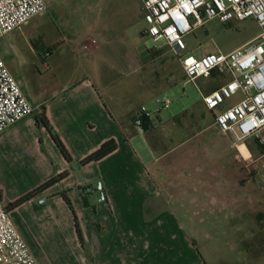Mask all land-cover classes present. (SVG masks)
<instances>
[{
  "label": "crops",
  "instance_id": "obj_1",
  "mask_svg": "<svg viewBox=\"0 0 264 264\" xmlns=\"http://www.w3.org/2000/svg\"><path fill=\"white\" fill-rule=\"evenodd\" d=\"M23 27L0 39V55L17 80L16 67L29 62L44 60L43 68L50 71L55 63L48 59L57 51L51 48L45 52L47 59L42 58L34 41L17 33ZM82 51H67L68 57L82 53L83 63L57 65L59 78L43 95L34 99L26 95L34 114L0 133V200L10 215L19 211L12 206L18 197L67 172L60 182L24 203L35 202L52 213L71 211L62 194L74 200L82 242L69 220L64 237L74 252L62 264H226L227 259L241 264L242 247L259 237L264 220L260 173L246 166L245 158L254 155L246 143L234 147L202 102L203 94L230 77L212 74L207 78L210 87L198 85L201 99L188 108L191 119L185 126L178 115L156 113L144 130L134 120L146 107L142 103L146 97L130 98L117 87H104L98 56L90 47ZM227 102L225 107L236 103ZM41 112L65 145L70 162L50 132L36 125ZM188 129L190 133L181 137ZM111 139L117 144L114 152L82 164ZM2 170L33 182L13 195L3 183ZM87 188L93 191L84 195ZM42 198L45 203L39 205ZM187 222L189 230H205L206 258L196 247L197 232L186 231ZM229 246L231 256L226 255Z\"/></svg>",
  "mask_w": 264,
  "mask_h": 264
},
{
  "label": "rangeland",
  "instance_id": "obj_2",
  "mask_svg": "<svg viewBox=\"0 0 264 264\" xmlns=\"http://www.w3.org/2000/svg\"><path fill=\"white\" fill-rule=\"evenodd\" d=\"M45 1L46 12L34 17L21 31H17L34 41L32 43L38 47L44 59H47L45 52H49L51 48L57 49L47 62L55 63L50 71L43 68L44 60L16 67L18 81L29 98L34 99L41 93L43 95L47 85L59 78L57 65L83 63L80 62L82 53L80 56L73 53L68 57V50L86 51L85 47L88 46L99 58L104 87H117L118 93H125L130 98L145 96L142 103L153 114L162 113L163 117L178 115L184 126L190 121L191 112L188 108L201 99L198 85H206L208 88L212 81L203 78L196 83L189 82L180 60L166 47L165 42L155 43L146 36L147 24L143 20L141 0ZM87 1L91 4H84ZM259 33L260 27L254 18L233 20L229 24L214 19L185 37V53L196 57L210 52L230 53L253 41ZM240 98L239 94L228 101L227 105ZM164 103H168V107ZM189 133L188 129L182 131L180 136L185 137ZM151 139L153 141L154 136ZM246 145L254 154L245 158L246 166L250 172L260 173L264 196V148L257 145L254 139L247 140ZM1 175L7 191L13 195L33 182L32 178H19L8 170H2ZM22 197L23 195L14 202ZM71 203L77 216V205L74 200ZM18 208L19 211L11 217L33 253L35 264H62L65 256L74 252L67 245L68 237H64L66 223L69 220L75 223L72 211L55 209L52 213H47L44 207L37 206L35 202L23 203ZM261 223L259 237L253 239V244L247 241L242 247L245 251L241 264H264V220ZM185 224L188 228V222ZM186 231L192 235V232H197L194 235L196 247L202 257L206 258L205 230L188 228ZM231 252L232 246L227 247L226 255L231 256ZM234 263L232 259H227L226 264Z\"/></svg>",
  "mask_w": 264,
  "mask_h": 264
},
{
  "label": "built area",
  "instance_id": "obj_3",
  "mask_svg": "<svg viewBox=\"0 0 264 264\" xmlns=\"http://www.w3.org/2000/svg\"><path fill=\"white\" fill-rule=\"evenodd\" d=\"M146 36L166 47L181 62L189 82L207 79L212 74L229 76L218 88L202 95L207 110L215 114L222 134L232 138L234 147L254 139L264 148V0H141ZM45 0H0V39L20 30L34 17L45 13ZM254 18L259 35L230 53L212 52L196 57L185 53V37L208 21L224 24ZM96 42L95 40L93 41ZM86 49L88 46L85 47ZM160 49V48H155ZM154 49V50H155ZM241 95L238 102L225 107L227 101ZM168 107V103H164ZM35 109L0 55V133L33 115ZM153 113L141 107L134 123L142 127ZM93 190L87 188L83 194ZM45 199L38 201L43 205ZM36 260L18 231L9 211L0 200V264H35Z\"/></svg>",
  "mask_w": 264,
  "mask_h": 264
},
{
  "label": "trees",
  "instance_id": "obj_4",
  "mask_svg": "<svg viewBox=\"0 0 264 264\" xmlns=\"http://www.w3.org/2000/svg\"><path fill=\"white\" fill-rule=\"evenodd\" d=\"M46 53H48V52H46ZM35 118H36V125L38 127H44L50 132V134H51L56 146L60 150L61 154L64 156V158L68 162H70L71 161V156H70L69 152L67 151V149H66L65 145L63 144V142L60 140L58 135L54 132V130H53V128H52V126H51L46 114H45V112H41V113L37 114ZM150 125H151V123H150L149 119L146 118V119L143 120L142 128L144 130H148ZM116 148H117L116 141L114 139H111V140L105 142L96 152L92 153L87 158H85L82 161V164L86 165V164H89V163H92V162L100 161L103 158H105L108 155H110L112 152H114L116 150ZM67 175H68L67 172L59 174L58 176L54 177L50 181L46 182L45 184H43L40 187H38L37 189H35L33 192L25 195L21 199H19L16 202H14L12 204V206L13 207H18L21 204H23V203H25L27 201H30L33 196L43 192L47 188H49V187L55 185L56 183L60 182ZM62 197H63V199L65 200L66 204L68 205V207L70 208V210L72 211V213L74 215L76 231H77L78 236H79V238H80V240L82 242V235H81V232H80V227H79V224H78V221H77V216H75L71 200L67 196V194H65V193L62 194Z\"/></svg>",
  "mask_w": 264,
  "mask_h": 264
}]
</instances>
